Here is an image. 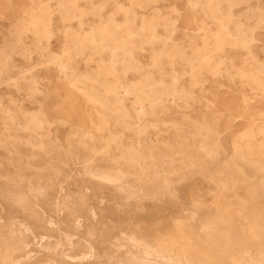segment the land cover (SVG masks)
<instances>
[{
  "label": "rangeland",
  "instance_id": "374dc122",
  "mask_svg": "<svg viewBox=\"0 0 264 264\" xmlns=\"http://www.w3.org/2000/svg\"><path fill=\"white\" fill-rule=\"evenodd\" d=\"M262 210L264 0H0V264H264Z\"/></svg>",
  "mask_w": 264,
  "mask_h": 264
},
{
  "label": "bare ground",
  "instance_id": "6f19581e",
  "mask_svg": "<svg viewBox=\"0 0 264 264\" xmlns=\"http://www.w3.org/2000/svg\"><path fill=\"white\" fill-rule=\"evenodd\" d=\"M197 26V25H196ZM208 159V158H207ZM207 165V164H206ZM149 170V169H148ZM151 170H153V169H151ZM236 172V171H235ZM238 172V171H237ZM237 172H236V174H237ZM240 172V171H239ZM238 172V173H239ZM157 173V172H156ZM103 174V173H102ZM132 174H134V173H132ZM89 176V175H88ZM101 176H103V175H101ZM118 177V176H117ZM158 177V176H157ZM102 178V177H101ZM166 178V177H165ZM105 179V178H104ZM107 181V180H106ZM120 181V180H119ZM168 183V182H167ZM112 184V183H111ZM122 185V184H121ZM127 187V186H126ZM130 189V188H129ZM134 189V188H133ZM163 189V188H162ZM131 190V189H130ZM125 195V194H124ZM255 211V210H254ZM263 211V210H262ZM261 211V212H262ZM257 212V211H256ZM259 212V211H258ZM264 212V211H263ZM255 220V219H254ZM258 222H259V220H258ZM220 223V222H219ZM226 226V225H225ZM258 226H259V224H258ZM262 229V228H261ZM264 230V229H263ZM225 232H226V230H224ZM257 231V230H256ZM224 232V233H225ZM228 232V231H227ZM259 232H261L260 230H259ZM232 233H233V231H232ZM222 234V233H221ZM232 234H230L229 236H231ZM258 236V235H257ZM230 238V237H229ZM232 239H234L233 237H232ZM228 240V239H227ZM235 240V239H234ZM226 241V240H225ZM233 241V240H232ZM239 241V240H238ZM240 242V241H239ZM242 242H244V241H242ZM241 242V243H242ZM236 243V242H235ZM231 244V243H230ZM224 245V244H223ZM227 245V244H226ZM232 245V244H231ZM228 246V245H227ZM230 247V246H229ZM234 247V246H233ZM222 249H223V247H222ZM238 249V248H237ZM233 250H235V249H233ZM229 251H230V249H229ZM177 252H179V251H177ZM176 252V253H177ZM239 255V254H238ZM178 257H179V255H178ZM208 257V256H207ZM260 257V256H259ZM220 260H221V258H220ZM132 263V262H131ZM217 264V263H216ZM220 264H222V263H220Z\"/></svg>",
  "mask_w": 264,
  "mask_h": 264
}]
</instances>
